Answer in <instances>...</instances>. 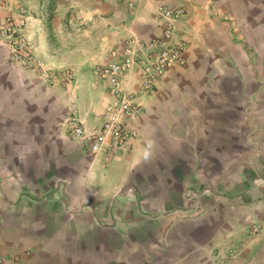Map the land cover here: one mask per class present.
Returning <instances> with one entry per match:
<instances>
[{"label": "crops", "instance_id": "1", "mask_svg": "<svg viewBox=\"0 0 264 264\" xmlns=\"http://www.w3.org/2000/svg\"><path fill=\"white\" fill-rule=\"evenodd\" d=\"M164 8L183 63L150 90L124 73L136 135L88 152L64 120L101 124L113 96L97 68L126 38H160ZM51 13L0 0V25L22 16L42 68L11 62L0 32L1 264H264V0H57Z\"/></svg>", "mask_w": 264, "mask_h": 264}, {"label": "built area", "instance_id": "2", "mask_svg": "<svg viewBox=\"0 0 264 264\" xmlns=\"http://www.w3.org/2000/svg\"><path fill=\"white\" fill-rule=\"evenodd\" d=\"M160 14L165 18L160 38L148 42L133 36L126 38L121 48L109 50L110 63L97 68L99 79L104 80L108 92L113 96V100L103 109L101 124L86 131L81 119L74 113L64 120L63 126L70 137L88 152L94 154L104 149L111 154L136 135V130L128 127L127 122L135 119L141 113V108L134 102L132 93L119 86V79L124 73H137L140 88L150 90L169 66L183 63L185 44L181 40H171L177 12L164 8ZM22 24L23 18L20 16L18 21L13 17L6 18L0 25L10 61L25 68H38L40 64L33 54V45L21 32ZM71 75L68 70L64 71L62 81H67ZM253 181L254 184H261L264 178L256 177ZM3 259L4 256L0 254V264Z\"/></svg>", "mask_w": 264, "mask_h": 264}, {"label": "rangeland", "instance_id": "3", "mask_svg": "<svg viewBox=\"0 0 264 264\" xmlns=\"http://www.w3.org/2000/svg\"><path fill=\"white\" fill-rule=\"evenodd\" d=\"M49 1L50 0H34V4H35V6H38V4H40L42 7H44V8H46V12H49V9L47 8V6H48V4H49ZM56 1L57 0H55V5H56ZM31 4L33 3L32 1L30 2ZM55 7V6H54ZM48 15V14H47ZM70 19V16H67V17H65V18H63V25H65V23H68V20ZM98 19V17L97 16H95V17H93L90 21H96ZM93 25V24H92ZM64 27H66V25L64 26ZM39 62V61H38ZM40 64V63H39ZM34 69H36V70H39L40 72H41V70H42V68H41V65H40V67H38V68H34ZM66 70H68L72 75H71V77L67 80V81H69V80H71L72 79V77H73V73L70 71V69H67V68H65L64 69V71H66ZM46 77V79L48 80V81H51L50 80V74L48 73V75H46L45 76ZM62 82H64V81H62Z\"/></svg>", "mask_w": 264, "mask_h": 264}, {"label": "trees", "instance_id": "4", "mask_svg": "<svg viewBox=\"0 0 264 264\" xmlns=\"http://www.w3.org/2000/svg\"><path fill=\"white\" fill-rule=\"evenodd\" d=\"M54 6H55V0H50L49 1V4L47 6V8L49 9L48 16H47V20H50L51 19V16H52L51 11L53 10Z\"/></svg>", "mask_w": 264, "mask_h": 264}]
</instances>
